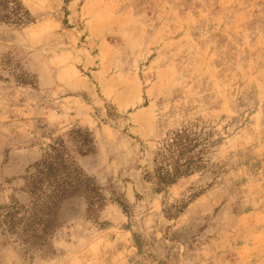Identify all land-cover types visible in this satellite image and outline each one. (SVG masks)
<instances>
[{
	"label": "rangeland",
	"instance_id": "374dc122",
	"mask_svg": "<svg viewBox=\"0 0 264 264\" xmlns=\"http://www.w3.org/2000/svg\"><path fill=\"white\" fill-rule=\"evenodd\" d=\"M22 3L32 23H0V264H264V0ZM181 129L200 168L148 181ZM57 140L94 191L31 241L14 208Z\"/></svg>",
	"mask_w": 264,
	"mask_h": 264
},
{
	"label": "trees",
	"instance_id": "16d2710c",
	"mask_svg": "<svg viewBox=\"0 0 264 264\" xmlns=\"http://www.w3.org/2000/svg\"><path fill=\"white\" fill-rule=\"evenodd\" d=\"M0 23L23 27L32 23V18L22 0H0ZM206 142L207 139L192 129L174 132L156 154L145 178L160 186L173 184L191 175L200 168L202 151L199 149ZM78 143V154L84 156L92 152L89 133H82ZM91 191H94L91 181L65 152L63 140H57L43 159L34 165V172L28 178L26 193L30 206L18 205L14 208H30V228L23 233L31 241L40 240L57 225L56 212L65 199L87 195ZM15 219L12 220V226L16 225Z\"/></svg>",
	"mask_w": 264,
	"mask_h": 264
}]
</instances>
